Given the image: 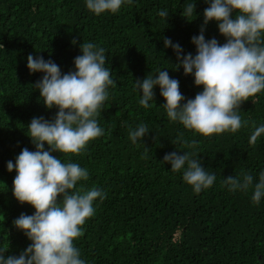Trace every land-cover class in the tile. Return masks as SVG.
<instances>
[{
  "label": "trees",
  "instance_id": "obj_1",
  "mask_svg": "<svg viewBox=\"0 0 264 264\" xmlns=\"http://www.w3.org/2000/svg\"><path fill=\"white\" fill-rule=\"evenodd\" d=\"M189 2L196 7L187 20L181 12ZM209 6L205 0H132L114 14L95 15L86 0H0V252L5 257H18L32 243L13 221L35 212L13 196L17 173L8 171L7 162L15 164L23 148L36 150L27 132L31 120L51 121L58 111L47 109L33 87L44 73H30L27 57L51 60L66 74L75 70L80 44L91 42L105 49L104 66L115 81L95 117L104 134L78 155L53 153L88 169V180L78 181L77 188L105 194L93 202L94 215L73 241L81 259L86 264H264V197L254 204L252 188L233 192L223 185L224 178L244 173L255 184L264 172V134L249 143L253 122L264 125V91L241 105L237 132L205 137L168 119L158 85L148 108L139 104L142 92L135 87V80L166 70L179 81L185 102L203 91L182 67L175 70L177 54L164 40L179 44L181 55L194 56L191 40L203 26L206 40L226 43L216 21L203 23ZM161 10L169 13L166 21ZM140 124L149 133L133 143L129 132ZM181 133L196 142L193 148L175 143ZM173 151L194 153L215 174L213 185L195 193L183 180L184 169L174 173L163 162Z\"/></svg>",
  "mask_w": 264,
  "mask_h": 264
},
{
  "label": "clouds",
  "instance_id": "obj_2",
  "mask_svg": "<svg viewBox=\"0 0 264 264\" xmlns=\"http://www.w3.org/2000/svg\"><path fill=\"white\" fill-rule=\"evenodd\" d=\"M132 0H86V7L95 15L116 13L123 3ZM210 3L203 12L204 25L216 21L219 33L226 38L221 45L217 39L206 40L204 27L192 37L196 54L181 55L182 48L168 38L165 47H172L184 75H192L194 84L202 86L194 99H187L179 90V81L169 76L166 70L143 81L135 80V87L142 92L139 104L150 107L154 102V87L159 86L165 100L161 105L172 122H179L187 130L205 137L225 132L235 133L241 126L238 110L250 97L264 91V0H205ZM195 2L186 3L181 15L189 20L195 14ZM235 13V16H233ZM158 15L165 19L167 10ZM76 41H73L75 44ZM81 55L74 58V71L62 74L59 66L43 57H27L30 73L42 72L43 77L33 86L47 109L57 108L53 120L33 118L28 125V136L35 151L23 148L15 164L7 162L9 172L15 169L13 196L21 204H29L33 215L21 214L13 221L32 242L18 257H5L0 252V264H86L73 241L82 235V226L94 215L93 202L103 200L105 194L93 187L77 188L78 181H86L89 172L77 163L62 162L53 153L78 155L86 145L104 134L95 118L98 110L108 99L109 86H115L112 71L105 68L106 54L103 47L91 42L80 44ZM247 125V121L243 122ZM249 143L254 145L264 134V125L253 122ZM149 133L145 124L130 130L129 139L136 143ZM155 139V137H154ZM183 142L193 148L183 134L175 143ZM45 144L48 150H45ZM173 151L165 154L163 162L171 165L172 172L184 169L183 180L192 186L195 193L211 187L216 180L202 166L192 152ZM253 176H228L223 185L230 191L247 192L252 188V202L258 204L264 197V172L259 182L253 184ZM59 198V199H58Z\"/></svg>",
  "mask_w": 264,
  "mask_h": 264
}]
</instances>
